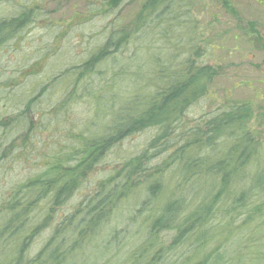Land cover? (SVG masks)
<instances>
[{"label": "trees", "instance_id": "trees-1", "mask_svg": "<svg viewBox=\"0 0 264 264\" xmlns=\"http://www.w3.org/2000/svg\"><path fill=\"white\" fill-rule=\"evenodd\" d=\"M122 2L103 0L111 18L91 51L51 77L43 72L47 60L66 49L52 30L73 24L47 22L46 52H30L25 34L45 17L43 1L16 3L14 12L0 15V264H99V255L100 264L264 260L256 235L264 228V181L247 171L259 164L264 174L249 127L251 105L232 102L179 133L184 114L207 91L204 73L208 81L213 74L195 66L209 50L192 31L190 4L144 0L121 24ZM173 27L193 36L172 43ZM151 35L150 48L163 38L171 55L135 67L127 53L137 54ZM6 56L13 59L7 77ZM127 64L135 68L131 76L144 68L147 79L121 97L114 87L129 73ZM80 103H88L86 115L72 124L61 113ZM148 130L145 145L126 144Z\"/></svg>", "mask_w": 264, "mask_h": 264}, {"label": "rangeland", "instance_id": "rangeland-1", "mask_svg": "<svg viewBox=\"0 0 264 264\" xmlns=\"http://www.w3.org/2000/svg\"><path fill=\"white\" fill-rule=\"evenodd\" d=\"M26 1H29V3L30 1L31 3L36 2V0H0V4L7 8L2 9L3 7H0V15L11 14L14 12V8H11L16 3H24ZM41 1H43L41 8L46 10L47 13L38 24L30 27L25 34V46L32 49L30 52L37 49L41 50V52H46L47 49L42 50V48L48 43L46 41L47 38H42L41 36L47 31L44 26L47 22L55 24L59 21H64L73 24L69 29L64 27L56 29L55 27L52 30H56L54 32L59 33L58 43L62 44L63 47V43H66V49L63 50L64 53L62 55L60 53L58 56L50 57L46 64L43 62V65L45 64L43 72L51 77L63 70V67L82 63L85 59L84 57L91 51L95 41L100 37L97 36L95 38L97 33L110 20L111 13L101 6L103 0ZM224 1L188 0L192 31L196 34L204 53L207 49L209 50L208 56L197 58L195 66L198 69L209 66L212 68L213 74L212 80L208 81L209 73H204L203 77L207 83V91L184 114L179 133L183 129H194L203 117L208 116L212 111H217L218 108H228L232 102L249 103L252 108L249 127L255 140L254 143L258 146V153L261 154L264 166V0H228L230 3L226 6L223 3ZM143 2L144 0H123L116 13L121 24L128 23L134 19ZM171 8V12H174L172 16H175L178 13L177 4H171ZM172 16L166 17L171 19ZM165 30L166 25H162L160 27L161 34ZM193 32L190 35L185 29L170 28V40L172 43L177 40L187 42L189 37L193 36ZM152 38L151 35L150 38L146 36L142 39L140 44L142 49L137 54H134L133 50L128 51L127 55L133 58L132 62L135 67L139 66L143 60L149 61L147 65L152 67L155 64L150 63V61L155 56L159 55L163 59L171 55L166 51L168 45H164L167 42L166 39H160L158 42L159 47L156 44V46L152 45L150 48ZM17 46H19V43H17ZM5 60L7 62L5 63L7 69L5 76L7 77L12 74L11 71L13 70L8 62L11 63L13 59L6 56ZM53 62L55 63V68L52 65ZM126 63L127 60H121L119 65L122 67ZM131 65L127 64V67L131 68L129 73L122 76V79L114 87V91H122L120 92L121 97H125L131 88L138 90L147 79L144 75V68H142L139 75L131 76L130 74L135 70L134 66L131 67ZM37 70L42 71V68ZM43 72L39 74L41 77L38 76L41 82L45 80V77H42ZM61 90L64 91V87ZM61 90L57 92L53 99L48 101L49 103H46L47 109L50 110L57 104L59 95L62 93L60 92ZM86 105L88 103H80L75 107L71 106L70 113L61 114L65 118L71 119L72 124H74L73 122L76 119L86 115ZM104 108L101 111H105ZM66 122L69 126V122ZM77 129L75 126V130ZM152 135L153 131L148 130L135 136L126 144L130 148L145 145L147 139H151ZM153 164H157L156 161ZM105 167L109 169V164H106ZM25 170L28 172L27 169ZM247 171L250 177H256L264 181V174L261 173L259 164ZM120 218L122 219L123 216ZM256 235L261 236L264 241V228L256 229ZM104 258V255H99L98 263L100 264ZM262 261L264 260L255 261L254 264L256 262L260 264Z\"/></svg>", "mask_w": 264, "mask_h": 264}]
</instances>
